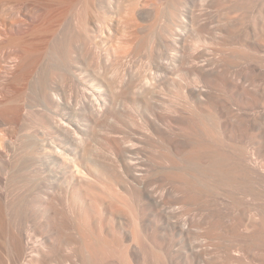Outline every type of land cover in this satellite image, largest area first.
Instances as JSON below:
<instances>
[{"label": "bare ground", "instance_id": "1", "mask_svg": "<svg viewBox=\"0 0 264 264\" xmlns=\"http://www.w3.org/2000/svg\"><path fill=\"white\" fill-rule=\"evenodd\" d=\"M128 2L0 0V179L21 187L28 177L42 178V186L31 200L19 197L16 190L0 191V264H102L105 252L111 250L103 233L88 222L92 216L87 204L94 203L89 181L98 176L96 155L103 148L98 146L110 150L114 129L123 126L131 99L147 87L140 70L144 3L132 0L135 10L130 18ZM181 24L176 22L175 26ZM134 41L135 48L129 51L125 44ZM130 62H135L134 68ZM188 126L193 138L184 147L187 165L172 171L181 179L188 201L199 203L219 188H227L230 194L257 196L258 177L255 179L256 172L248 163L252 154L248 156L242 146L226 143L217 116L194 114ZM131 146L126 148L129 153ZM62 175L71 180L66 193L76 209L72 223L61 211H47L62 192ZM29 206L51 213L47 226L43 223L42 227L49 236L41 242L31 234ZM212 209L207 217L213 222L204 233L220 239L225 236L226 212ZM253 210L259 215V228L246 242L264 246V205ZM238 224L248 225L243 219ZM151 238L147 239L153 244L142 235L138 237L147 264L151 260L168 264L169 249L158 247L156 235ZM231 246L230 250L235 247ZM194 249L178 250L175 263L189 261ZM200 255L196 254L195 264L208 260ZM227 259V264L238 260L232 256ZM123 264H132L127 255Z\"/></svg>", "mask_w": 264, "mask_h": 264}, {"label": "rangeland", "instance_id": "2", "mask_svg": "<svg viewBox=\"0 0 264 264\" xmlns=\"http://www.w3.org/2000/svg\"><path fill=\"white\" fill-rule=\"evenodd\" d=\"M143 3L145 43L140 70L147 87L143 96L131 99L123 126L114 129L110 150L108 146H98L104 148L101 152L97 150L98 176L89 181L95 205L87 204L92 216L88 222L103 233L111 246L101 262L123 264L127 255L132 264H147L138 237L142 235L149 243L147 238L156 235L158 247L169 249L168 264H195L196 254L202 256L203 251L208 259L205 264H227L229 256L238 259V264H264V246L253 247L246 242V237L259 228V215L252 209L264 205V0H143ZM127 9L128 17L132 18L135 10L132 0ZM176 22H181V27L177 28ZM171 33L177 35L172 37ZM125 46L134 50L135 41ZM130 63L134 68L135 62ZM201 112L217 116L227 144L242 146L248 156L252 154L248 163L256 172L255 179L258 177L257 196L230 194L224 187L199 203L188 201L180 187L181 179L172 171L187 165L184 147L193 138L188 120ZM172 155L178 157L177 161ZM60 179L62 192L47 211H61L72 223L76 209L66 193L71 180L66 181L64 175ZM0 182H3L0 191L16 190L26 200L37 196L42 186L39 176L22 180L21 187L13 186L10 180ZM29 207L31 234L41 242L49 236L42 227L43 223L47 226L51 213ZM211 208L226 212L223 238L204 233L213 222L207 217ZM242 219L247 226L238 224ZM197 243L202 245L200 252ZM232 244L235 247L230 250ZM187 248L195 250L189 261L175 263L177 251Z\"/></svg>", "mask_w": 264, "mask_h": 264}]
</instances>
